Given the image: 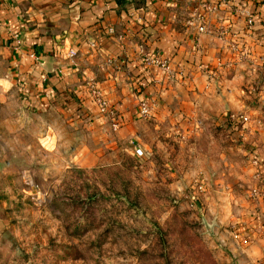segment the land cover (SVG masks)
<instances>
[{
  "label": "crops",
  "instance_id": "obj_1",
  "mask_svg": "<svg viewBox=\"0 0 264 264\" xmlns=\"http://www.w3.org/2000/svg\"><path fill=\"white\" fill-rule=\"evenodd\" d=\"M227 1L206 14L200 0H0V93L13 92L24 115H13V141L40 121L50 154L68 156L69 167L94 168L127 144L149 155V140L162 148L165 134L177 141L204 134L238 170L237 149L214 130L229 124L228 115L248 116L242 150L258 160L264 186V0ZM243 8L254 15L252 32L237 12ZM238 33L251 50L242 62L228 46ZM153 51L169 59L173 78L144 68L143 55ZM90 82L104 92L107 113L93 104ZM141 102L155 107L151 120L141 118ZM247 213V246L231 239L236 262L264 264V197ZM5 228L0 219V233Z\"/></svg>",
  "mask_w": 264,
  "mask_h": 264
},
{
  "label": "rangeland",
  "instance_id": "obj_2",
  "mask_svg": "<svg viewBox=\"0 0 264 264\" xmlns=\"http://www.w3.org/2000/svg\"><path fill=\"white\" fill-rule=\"evenodd\" d=\"M18 100L0 93V264H240L231 239L258 204L246 130H214L237 149L238 170L204 134H165V147L149 140V155L127 144L102 165L69 167L41 142L40 121L13 141Z\"/></svg>",
  "mask_w": 264,
  "mask_h": 264
},
{
  "label": "built area",
  "instance_id": "obj_3",
  "mask_svg": "<svg viewBox=\"0 0 264 264\" xmlns=\"http://www.w3.org/2000/svg\"><path fill=\"white\" fill-rule=\"evenodd\" d=\"M202 8L206 11V14L208 12H213L218 10L222 4H227V0H222V3H215L212 4L210 0H200ZM238 13L241 15H245L246 18V28L249 32H252L255 27V18L251 11L247 10L246 8L237 10ZM206 14H201L200 12L195 14V19L199 20L198 25V31L199 32H205L206 31ZM193 19V20H195ZM192 23V21H190ZM228 31H223L222 34H226ZM243 36L238 34H234L233 38L229 41V50L231 53H234L237 57L239 62L249 60L251 55V50L249 48H246V46L242 42ZM18 44H21V38L17 36ZM260 63L264 65V57H261L259 59ZM142 64L145 69H151V68H158L162 70L168 77L173 78L175 73L171 67V64L169 62V59H167L161 52L159 51H153L150 53H146L142 57ZM209 75L212 73V70L206 71ZM88 93L89 96L93 102V104L96 106V108L101 113H107L110 110V104L104 94V92L95 84L94 82H90L88 84ZM140 116L144 120H151L155 115V107L149 105L147 102H141L140 104V110H139ZM228 123L229 125H232L234 127L235 131L238 130V128H243L244 130H247V126L250 123V119L248 116H236V115H228ZM239 126V127H237ZM119 124H115V128H118ZM136 153L140 156H144V152L141 149H137ZM251 164L255 169L253 180L255 181L256 185L252 188L250 195L254 200H261L264 197V186H263V175L258 169L259 162L257 159H252ZM237 233V232H236ZM236 238L242 239L244 243H248V238H242L241 234H236Z\"/></svg>",
  "mask_w": 264,
  "mask_h": 264
}]
</instances>
